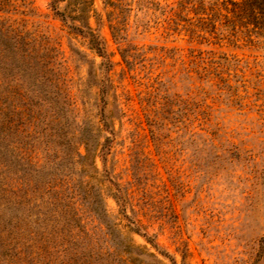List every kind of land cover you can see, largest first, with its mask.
Returning <instances> with one entry per match:
<instances>
[{
    "label": "rangeland",
    "instance_id": "rangeland-1",
    "mask_svg": "<svg viewBox=\"0 0 264 264\" xmlns=\"http://www.w3.org/2000/svg\"><path fill=\"white\" fill-rule=\"evenodd\" d=\"M52 2L0 0L30 44L0 62V264H264V30L91 0L108 63Z\"/></svg>",
    "mask_w": 264,
    "mask_h": 264
},
{
    "label": "trees",
    "instance_id": "trees-1",
    "mask_svg": "<svg viewBox=\"0 0 264 264\" xmlns=\"http://www.w3.org/2000/svg\"><path fill=\"white\" fill-rule=\"evenodd\" d=\"M80 4V9L78 11V17H80V22L82 25H76V17L72 18L73 24L69 26V17L67 14L60 12L58 7L63 0H53L52 9L55 14L61 19V21L66 25L73 34L80 35L85 39L89 40L92 47H94L97 54L104 59V61L111 63L109 55L106 52V48L102 39L95 34L90 23L88 12L92 6L91 0H72ZM197 4H200L203 9H208L209 12L212 11L214 16L216 13H226V15L220 14L221 16L229 19V15H232L234 20H239L246 22L248 25H254L258 29L264 30V0H216L212 2L210 0H191ZM223 1V2H221ZM193 3V2H192ZM249 22V23H248ZM30 44L24 39L23 36L15 34L11 29L6 28L3 23L0 22V62H7L11 65L14 62V57H28L30 55ZM12 52V53H11ZM12 54V55H11ZM5 60V61H4ZM106 92H104L105 94ZM106 149V147H104ZM120 196H118L119 201H124L121 194V190L118 189ZM124 203V202H123ZM129 219V218H127ZM133 225L134 222H132ZM134 233L146 238V240L151 243L156 249L158 247L154 243V240L147 236V234H142L139 228L133 230ZM132 241V240H131ZM130 241L124 246H120L122 253L116 251V264H135L133 259L130 257L131 250L135 249L136 246ZM152 257H155L152 255Z\"/></svg>",
    "mask_w": 264,
    "mask_h": 264
}]
</instances>
